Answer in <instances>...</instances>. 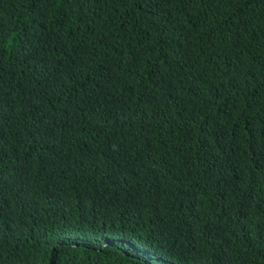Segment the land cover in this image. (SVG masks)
Segmentation results:
<instances>
[{"label": "trees", "instance_id": "16d2710c", "mask_svg": "<svg viewBox=\"0 0 264 264\" xmlns=\"http://www.w3.org/2000/svg\"><path fill=\"white\" fill-rule=\"evenodd\" d=\"M0 264H264V0H0Z\"/></svg>", "mask_w": 264, "mask_h": 264}]
</instances>
